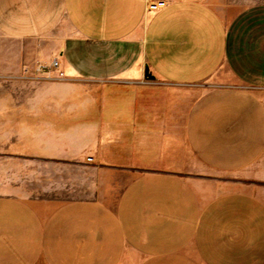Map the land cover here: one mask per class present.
I'll return each mask as SVG.
<instances>
[{
  "label": "crops",
  "instance_id": "0c3cea01",
  "mask_svg": "<svg viewBox=\"0 0 264 264\" xmlns=\"http://www.w3.org/2000/svg\"><path fill=\"white\" fill-rule=\"evenodd\" d=\"M165 1L0 0V264H264V0Z\"/></svg>",
  "mask_w": 264,
  "mask_h": 264
},
{
  "label": "rangeland",
  "instance_id": "374dc122",
  "mask_svg": "<svg viewBox=\"0 0 264 264\" xmlns=\"http://www.w3.org/2000/svg\"><path fill=\"white\" fill-rule=\"evenodd\" d=\"M25 47L24 43L20 41H14L2 37L0 35V55L3 52H9L13 54L15 52L19 53ZM58 58H53L50 63ZM4 59L0 57V141L9 140L12 137L14 127V115L17 113H29V103L31 98H45L51 97L58 93L56 88H45V86H37L33 84L35 81L30 79L31 72L27 69L24 70L22 75H14V73H5L4 69ZM45 63V62H42ZM38 64L35 68L37 75L45 80L46 77L42 71H38L37 67L39 65H49V64ZM33 74V73H32ZM61 91V90H59ZM69 93L71 91H68ZM6 135V136H5ZM9 135V136H8ZM6 137V138H4ZM3 148V147H2ZM1 149V148H0ZM5 163V164H4ZM14 160L0 159V182L10 180L13 170L8 169L9 167H14ZM1 165H6V171L2 169Z\"/></svg>",
  "mask_w": 264,
  "mask_h": 264
},
{
  "label": "built area",
  "instance_id": "2783aa9c",
  "mask_svg": "<svg viewBox=\"0 0 264 264\" xmlns=\"http://www.w3.org/2000/svg\"><path fill=\"white\" fill-rule=\"evenodd\" d=\"M166 6H167V2L165 0H147L146 9L147 11H150L153 13V12L163 9ZM58 67H59V59H54L49 65H39L37 67V70L42 71V73L45 76H48L52 69H57ZM87 160L91 162L93 158L88 157Z\"/></svg>",
  "mask_w": 264,
  "mask_h": 264
},
{
  "label": "water",
  "instance_id": "95a60500",
  "mask_svg": "<svg viewBox=\"0 0 264 264\" xmlns=\"http://www.w3.org/2000/svg\"><path fill=\"white\" fill-rule=\"evenodd\" d=\"M145 75H146L147 79L154 80V76L151 75V73L149 71H147Z\"/></svg>",
  "mask_w": 264,
  "mask_h": 264
}]
</instances>
